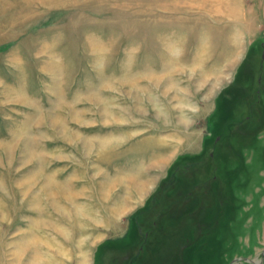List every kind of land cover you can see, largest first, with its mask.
<instances>
[{
	"label": "rangeland",
	"instance_id": "1",
	"mask_svg": "<svg viewBox=\"0 0 264 264\" xmlns=\"http://www.w3.org/2000/svg\"><path fill=\"white\" fill-rule=\"evenodd\" d=\"M0 264H264V0H0Z\"/></svg>",
	"mask_w": 264,
	"mask_h": 264
},
{
	"label": "bare ground",
	"instance_id": "2",
	"mask_svg": "<svg viewBox=\"0 0 264 264\" xmlns=\"http://www.w3.org/2000/svg\"><path fill=\"white\" fill-rule=\"evenodd\" d=\"M220 83H221V82H220ZM157 163H158V162H157ZM158 167H159V166H158ZM159 169H160V168H159ZM133 185H134V188H133V189H135L136 192H137L138 194H139V193H142V194H143V193L145 192V190H146V187H147V186H146L147 184H142V183H141V184H140V183L138 184V183H134V182H133ZM68 196H69V195H68Z\"/></svg>",
	"mask_w": 264,
	"mask_h": 264
}]
</instances>
